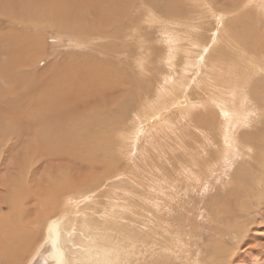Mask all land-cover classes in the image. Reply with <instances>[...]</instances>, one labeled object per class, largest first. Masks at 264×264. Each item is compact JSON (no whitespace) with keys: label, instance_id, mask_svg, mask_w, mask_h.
Returning <instances> with one entry per match:
<instances>
[{"label":"rangeland","instance_id":"1","mask_svg":"<svg viewBox=\"0 0 264 264\" xmlns=\"http://www.w3.org/2000/svg\"><path fill=\"white\" fill-rule=\"evenodd\" d=\"M208 1L219 10L241 5L235 14L238 19L225 29H231V35L239 39L245 37L252 49L251 56L245 58L248 63L237 69L248 75L244 91L252 102L246 106V123L235 130L236 147L230 158L221 160L216 153L221 148L218 130L222 121L209 99V105L191 109L185 122L172 113L157 123L149 121L141 132L135 130L141 125L136 120L141 109L128 58L133 61L141 53L135 51L139 40L135 42L132 32L138 27L140 0H0V264H20L26 247L17 253L16 248L23 234L32 247L38 243L44 219L58 213L65 196L75 207L74 213L94 209L97 200L88 203V192L62 195L51 187L66 178L103 174V167L88 161L86 147L93 143L86 140V135L92 137L88 133H94L103 147L109 137V146L120 161L110 174L124 180L119 183L121 189L103 183L98 198L104 204L112 194L122 193L123 199L130 201L122 207L124 227L135 238L130 239L133 243L120 241L125 264H264L262 0H256V5L254 0ZM175 3L182 6L177 13L178 30L172 20L139 26L141 41L155 53L147 58L152 72L140 86L144 93L149 92L150 100L155 95L156 72L163 67L159 62L163 31L178 34L182 50L190 51L188 59L196 61L202 50L193 44L199 45L201 38L207 42L208 31L215 26V19L205 9L199 19L200 10L185 0L156 1V15L165 14L167 6ZM191 20L201 34L190 30ZM103 25L104 30L100 28ZM200 43L204 48L205 43ZM112 51L125 59L116 60ZM192 68L183 78L196 83L189 94L197 102L202 100L198 93L204 95V87L211 83L204 69ZM207 117L215 121L214 127L202 123L197 129L198 122ZM119 130L123 138L135 131L137 136L130 139L135 143L119 139ZM74 143L77 146L71 145ZM50 205L52 210L46 215L43 212ZM78 221V231L63 241L67 264H86V253L92 258V245L86 244L87 238L81 242V236H87L83 220L80 217ZM46 251L47 246L43 254Z\"/></svg>","mask_w":264,"mask_h":264},{"label":"bare ground","instance_id":"2","mask_svg":"<svg viewBox=\"0 0 264 264\" xmlns=\"http://www.w3.org/2000/svg\"><path fill=\"white\" fill-rule=\"evenodd\" d=\"M156 1H159V0H140V7L138 10L140 18L137 20L135 24V25L138 24L137 25L138 27L135 28V30L133 29L132 32L135 33V42H136V38L139 40L137 44L135 43V51H140L141 53L140 54L137 53L133 61H130L128 58L129 67L126 65V67L130 68L131 72H133L132 76L133 78H135L137 85H138V90L134 89V87L132 88V90L134 89L137 91V94L135 93L137 96L136 100H138V103H139L138 106H140V109H141L140 115L137 116L136 118L138 125L139 124L141 125L136 126V124H134L136 126L135 130L137 129V130H140L141 132L148 127L149 121L159 122L161 117H164L166 119L167 115L172 114V113L178 114L181 117V119H183V121L185 122L186 120L185 118H188L190 116L191 109L195 107L203 108L204 106L209 105L207 104L208 99H209V102H211L213 107H215L218 110V118L220 119V122L222 121V124L221 126H219V130H218L220 134L221 148L219 149L215 147L219 149L216 154L219 156L220 160L222 158L227 159L230 156L229 154H231L230 152L233 151L234 148L236 147L235 140H237V138L235 135V130L238 126H241L243 123H246L245 122L246 106L252 102V100L250 99V96L246 93V91H244L245 89L244 86H246L245 79L248 75L241 74L239 73V70H237L238 67L240 68V66H243L245 62H247L246 61L247 59L245 60V58H248V56L251 54L250 50L252 49L249 48L250 45L249 43L247 44L245 37H242V38L240 37L241 39H239L238 37H236V35H231V29H225L226 25L228 24L231 25V23L234 22L235 19H238L237 15L235 14H238L241 8V5L240 7L237 6L233 9L229 8L227 10H219L216 7L217 5L209 4L208 0H185V1H188L190 4H192L193 7H196L200 10V12H198V15H197L199 19L204 15V14H200L201 11L205 9L206 13H208L212 18L215 19V26L210 31H208V33L210 32L211 36L210 37L207 36L209 37L207 42H205L204 39H202L201 37H200L201 40L199 39L200 42L202 41L203 43H205L204 44L205 49L203 48V46L200 45L202 44L200 42H198L199 45L193 44V47L202 50V52H200L201 55H199V58H197L196 61H193V60L190 61V59H188V56L192 57L190 54H188V52L190 51L184 52L182 50L181 48L182 38L179 37L177 33H176L177 36H175L173 30L172 32L167 33V32H164L163 29L160 28L163 31L162 33L163 35L161 36L162 39L159 40L161 44L163 45V49H162L163 57L160 58L159 62L163 64V67L161 70H158L156 72V75H155L157 76L156 82L155 83L152 82L154 83V85L152 84L153 85L152 87L155 88V92H154L155 95L153 99L150 100L152 97L150 98L148 96L149 92L144 93V89L142 88L143 87L142 85L145 83L146 81L145 79L148 77V75H150L152 72L151 71L152 68H150V65H148L149 62H147V58L150 55L152 56L155 53L151 52L150 47L147 46L144 40L141 41L142 39L140 37L143 31L139 29V26L140 24H143V23L150 24L155 21L166 23V21L172 20L174 22L173 24L174 28L178 30L180 27V24H176L177 22H179L178 20H176L178 18L177 13H180L181 8H182L180 4L178 5V3H175V5L173 4L170 8L167 6L168 8L167 12H165V14L163 13L164 15L162 14L164 17H162V15L158 16L155 13L156 11L154 10L156 7L155 6ZM246 1L247 0H244L243 3H245ZM255 1L256 0H254L253 4L256 5ZM163 11H166V10H163ZM261 12L264 15V0H262ZM162 18H164L165 20H163ZM189 25H190L191 31H193L194 33L201 34L200 27L194 26L193 21ZM100 28H102L103 30L105 29L104 25L101 26ZM167 29H169V27ZM131 36L132 35H129L128 37H131ZM234 38H236V40ZM186 47L188 48L189 46H187L186 44ZM193 47L191 49H194ZM113 54L116 55V52H113ZM116 56H117L116 60L125 59V58H118L121 55H116ZM194 56L196 57V55ZM237 61L238 63H236ZM191 68L196 71H199V69H204V72L210 78V83H211V84L207 83V85L204 87L205 89L203 90V92H205L204 95L203 93L201 94V92L198 93V95L201 96L202 100L200 99L201 101H198L199 99L197 100L195 98L197 102L193 101L194 99L192 100V96L189 94V92L191 91V86L193 84L195 85L196 83H193L191 79L186 78L187 80H185L183 78L187 76L186 74L189 72V70H191ZM236 70H237V73H236ZM252 72L253 71L251 70L250 71L251 74H249L250 76H252ZM128 88H129V85H128ZM196 89L199 90L200 88L199 89L196 88ZM213 93L220 94V96L219 97L214 96L212 95ZM206 114L209 115V113H206ZM202 121L201 120L199 122L197 121L199 124L196 126L197 129L204 126L203 124H205V126L213 125V127L215 125V121L213 120L214 121L213 123L211 118H208V120H204L203 122ZM247 123H248V120H247ZM66 131H67V128H66ZM134 132L135 131L132 130V133L130 135L124 136L123 138L124 133H122L121 130H119L117 132V135L119 136V139L130 140L133 136L135 137L137 136V134L135 135ZM88 134L92 137H89L86 135V140L93 141V143L88 142L89 145L88 147H86L87 150L85 152H86V155L89 156L88 161L96 165V167L97 166L98 167L101 166V168L103 167V174H85V175L82 174L83 176L80 174L81 177L72 178L70 181L68 180V178H66L65 174H60L59 176L64 175V178L66 179L60 180L61 182L58 181V183L53 184L51 187L53 188L54 192H57L62 195L64 193L65 194L68 193L70 195L76 194L79 192V190L80 192H88L87 196L84 195L85 193H82V194L86 198L88 197L87 198L89 200L88 203H90L91 199H94V201L97 200L95 202L94 209H92V211H85V212L82 211L81 213L79 212L74 213L76 210L75 207L71 206L73 205L71 204V200L67 199L68 197L65 196V198L62 199L61 204L58 205V210H57L58 213H55L53 216H48L46 212L50 213L53 207V205H50V207L47 208V210L43 212V213H46L47 217L44 219L42 230H40L42 239L39 242L36 241L38 243L35 242L36 244H34V246L32 247L30 244V240L28 242L25 234H23V237L21 238L22 243L20 246L18 245L16 248V253H17L19 252V250H22L26 247L24 249V252H23L24 256H22L23 258L21 259L20 264H33L35 260L41 257L44 259L46 264H67V258H68L67 250L63 245V241L68 239L69 235H73L78 231L77 229L79 228L77 227H78V222H79L78 220L80 217L83 220L82 227L87 235V236H81L83 237L81 242H83L87 238L89 243H86V244L92 245L90 249V255H89L92 258L89 260V257H87L88 256L87 253L86 255L83 256L85 262H86V259L88 260L86 264H125L121 259V256H122L121 254L124 253L122 243L126 241L131 242V240H134L135 238L134 235L131 234L124 227L125 218L123 214L124 208L122 207H123V204H126V203L129 204L130 201L124 200L123 199L124 196L122 193L118 194L114 192H112L114 193L112 194V198L106 200L104 204H102V202H100L99 201L100 199L98 198L100 197L98 195L101 193L99 191L101 190L99 189V186H101V184L103 183H108L107 185L106 184L105 185L111 187L112 189H116L118 191L121 189L119 188L120 187L119 183L122 181L120 177H118L117 174H110V170L114 168V166L117 164L119 159L117 158L115 154H113V148L109 146L108 142L110 140L109 141L107 140V139H110L109 137H105L106 140L104 141L107 142V144H105L107 145V147H103L99 145L98 142L100 140L98 141L97 137L93 135L94 133L93 134L88 133ZM70 135H73V134H70ZM70 135L68 133V136ZM120 135H121V138H120ZM49 136H51L52 138V135H49ZM49 136L47 138H49ZM64 137L66 136L64 135ZM61 142L59 141L58 143H61ZM130 142L135 143V140L134 139L130 140ZM71 145L77 146L75 145V143ZM86 146H87V143H86ZM99 154L101 155L103 154V155L98 156ZM232 154H234V152H232ZM226 156L228 157L226 158ZM81 158L82 157H80V159ZM194 164L196 163H193L192 166H194ZM124 171H126V169ZM122 182H124V180ZM131 198H132V195H130V200ZM110 206L113 207L112 210ZM130 210L131 209L129 208L128 211ZM128 225H131L130 220L128 221ZM24 232L27 234L26 230ZM116 237H117V241L115 242L114 240ZM131 243H133V241ZM83 244L81 243V245ZM46 246L48 247V251H46L43 254V249ZM128 264H131V263H128Z\"/></svg>","mask_w":264,"mask_h":264},{"label":"water","instance_id":"3","mask_svg":"<svg viewBox=\"0 0 264 264\" xmlns=\"http://www.w3.org/2000/svg\"><path fill=\"white\" fill-rule=\"evenodd\" d=\"M33 264H46V262L44 260H40V258H38L36 260V262H34Z\"/></svg>","mask_w":264,"mask_h":264}]
</instances>
